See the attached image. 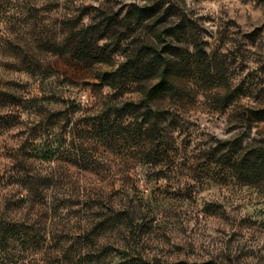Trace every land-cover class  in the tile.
Masks as SVG:
<instances>
[{
	"label": "trees",
	"instance_id": "obj_1",
	"mask_svg": "<svg viewBox=\"0 0 264 264\" xmlns=\"http://www.w3.org/2000/svg\"><path fill=\"white\" fill-rule=\"evenodd\" d=\"M11 3L0 0V21L11 17ZM35 7L23 0L19 9ZM63 21L68 25L64 38L39 40L40 48L86 68L111 65L97 70L94 85L114 94L138 93L137 99L123 101L108 97L98 130L108 137L115 128L119 138L132 145V158L152 176L175 166V132L181 127L183 106L203 95L225 110L241 95L226 55L209 51L196 22L178 14L174 4L156 0L119 9L110 3L91 5ZM3 53L0 44V57ZM118 56L122 59L115 64ZM16 68L40 81L43 94L33 96L27 82L6 78L0 71V147L5 134L26 129L13 166L0 175V264H219L150 254L146 245L161 226L137 184L123 182L106 189L90 181L84 186L71 174L72 164H102L78 151L69 158L80 138L75 125L70 141L66 132L76 104L63 98L54 100L57 108L49 101L39 103L56 95L44 86L52 75L50 65ZM242 116L249 125L264 122V106L247 107ZM37 140L42 149H37ZM197 155L204 166L227 168L264 192V138L254 137L245 145L238 137L218 139L209 148H199Z\"/></svg>",
	"mask_w": 264,
	"mask_h": 264
},
{
	"label": "rangeland",
	"instance_id": "obj_2",
	"mask_svg": "<svg viewBox=\"0 0 264 264\" xmlns=\"http://www.w3.org/2000/svg\"><path fill=\"white\" fill-rule=\"evenodd\" d=\"M24 1L36 7L20 12L23 0H12L11 17L0 21V44L4 49L0 71L6 78L27 82L32 95L41 97L40 81L16 67L30 63L51 66L52 75L44 86L56 95L39 103L49 101V106L55 108L54 100L58 98L73 100L76 110L69 115L71 121L65 130L70 141V132L77 126L75 132L80 138L69 158L73 160L78 151L86 159L102 163L88 167L72 164L70 173L79 176L84 186L90 181L106 189L118 188L123 182L137 184L155 223L161 226L153 230L146 245L150 254L157 253L163 260L264 264V192L244 183L227 168L204 166L203 158L197 155L199 148H209L218 139L238 137L245 145L254 137L264 138V122L249 125L242 116L247 107L264 106V0H164L174 4L178 14L196 22L209 51L226 55L231 63L230 76L242 90L225 110L216 108L203 95L183 106L181 127L175 132L178 159L171 171L159 176L150 175L139 160L132 158V145L120 139L115 128L109 130L108 137L98 130L108 97L123 101L137 99L138 93L114 94L108 87L94 85L98 82L97 70L110 69L111 65L86 68L68 56L43 51L39 44L42 39L61 41L68 30L64 18L85 6L110 3L119 9L156 0ZM121 59L116 57L115 64ZM61 118L64 114L58 116V120ZM25 130L19 127L3 137L0 175L13 166ZM52 146L56 148L57 143L54 141ZM36 147L43 148L40 140Z\"/></svg>",
	"mask_w": 264,
	"mask_h": 264
}]
</instances>
